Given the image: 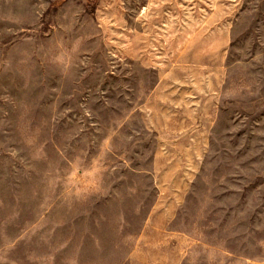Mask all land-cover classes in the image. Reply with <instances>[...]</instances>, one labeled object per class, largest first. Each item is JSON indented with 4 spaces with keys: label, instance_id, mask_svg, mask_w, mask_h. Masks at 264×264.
Here are the masks:
<instances>
[{
    "label": "rangeland",
    "instance_id": "rangeland-1",
    "mask_svg": "<svg viewBox=\"0 0 264 264\" xmlns=\"http://www.w3.org/2000/svg\"><path fill=\"white\" fill-rule=\"evenodd\" d=\"M0 264H264V0H0Z\"/></svg>",
    "mask_w": 264,
    "mask_h": 264
}]
</instances>
